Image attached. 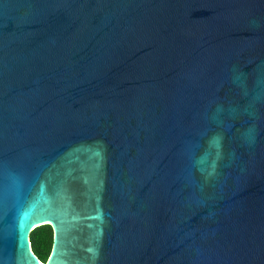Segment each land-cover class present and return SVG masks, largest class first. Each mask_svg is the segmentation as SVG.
I'll return each mask as SVG.
<instances>
[{"label": "water", "instance_id": "obj_1", "mask_svg": "<svg viewBox=\"0 0 264 264\" xmlns=\"http://www.w3.org/2000/svg\"><path fill=\"white\" fill-rule=\"evenodd\" d=\"M0 264H264V0H0Z\"/></svg>", "mask_w": 264, "mask_h": 264}, {"label": "trees", "instance_id": "obj_2", "mask_svg": "<svg viewBox=\"0 0 264 264\" xmlns=\"http://www.w3.org/2000/svg\"><path fill=\"white\" fill-rule=\"evenodd\" d=\"M29 238L32 251L41 262H44L48 258L52 246L51 227L49 225L39 226L31 231Z\"/></svg>", "mask_w": 264, "mask_h": 264}]
</instances>
